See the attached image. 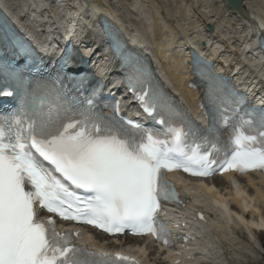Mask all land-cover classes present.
<instances>
[{"label":"snow or ice","instance_id":"obj_1","mask_svg":"<svg viewBox=\"0 0 264 264\" xmlns=\"http://www.w3.org/2000/svg\"><path fill=\"white\" fill-rule=\"evenodd\" d=\"M0 33L5 39L15 38L6 21ZM125 59L137 66L129 87L141 93L137 99L144 111L159 116L157 123L178 127L168 126L160 133L104 117L94 111L92 99L69 96L59 76L32 80L0 62V83L15 86L23 95L18 112L0 116V264H134L119 253L73 244V233L58 232L52 219H38L35 205L110 234L131 229L136 235L151 233L164 239L166 229L157 226L155 214L161 199L175 196L165 172L209 174L215 138L204 137L210 149L186 144L187 136L195 135V125L152 86L139 67V57ZM208 94L225 123L229 118L224 112L243 103L242 97L211 85ZM249 115L254 119L241 117L233 126L231 155L226 152L221 164L225 169L264 170V111L245 113Z\"/></svg>","mask_w":264,"mask_h":264},{"label":"bare ground","instance_id":"obj_2","mask_svg":"<svg viewBox=\"0 0 264 264\" xmlns=\"http://www.w3.org/2000/svg\"><path fill=\"white\" fill-rule=\"evenodd\" d=\"M192 1L193 5L198 2V0ZM17 2L18 0H0V3L9 5L14 11L17 9L15 6ZM170 2L176 4L173 11L168 10L167 5L159 6L154 0H132L128 5H125V0H117L114 6L105 0H51L53 13L48 19H45L41 13L47 5V2L43 0H22L21 8L24 9L23 16H29L33 20L32 23L37 26V30L43 33L44 38L55 40L60 31L74 30L75 36L81 38L84 47L88 49L86 52L93 51V54L99 51L97 46H99L101 33L96 25V16L107 13L113 17L117 16L118 19H114L118 20L123 28L135 37L140 36V44L155 47L153 52L156 53L158 62L162 64L164 76L172 82L178 92L183 93L188 66H180V62L176 61L177 55L172 56L169 50H163L162 47L166 43H173L176 36L188 34L191 28L196 30L197 25L193 21L195 13L191 10V4L186 3V0H171ZM201 4H203L202 1ZM199 8L205 11L204 5H200ZM162 10L165 11L164 14ZM174 14L181 19L190 20L191 25L171 24L169 17ZM240 17L247 18L248 22H244L242 26L239 24L236 26L241 36H237L240 40L236 41L240 43L236 47L240 54L237 58H242L240 63L244 65L243 71L245 75L250 76L253 82L258 77L263 79L262 68L258 64L261 52L255 46L257 43L255 36L264 30V20L258 12V7L255 6V1L248 12L243 11ZM223 33L225 36L227 32L223 30ZM228 39L233 40V37ZM212 51L218 53L219 49L214 47ZM252 53L256 55L253 62L248 59V54ZM234 60L230 55L224 59V62L231 63ZM220 179L224 180L228 186L220 189L213 180V185L202 184L194 193L196 204H208L207 208L214 216L208 218L206 226L202 229L204 230L201 243L204 250L202 256L207 259L217 256L222 264H228L229 258L232 262L240 263L246 258L248 260L249 256L247 257L245 252L253 251L255 245L259 244L254 232L264 230V180L249 176H246L242 182L230 176ZM220 179L216 178L217 181ZM232 181H234L233 188L230 185ZM231 204L238 208V213ZM247 208L250 210L249 220L246 219L245 214ZM236 227L245 229L252 243L240 239L236 234ZM118 240L113 241L118 242ZM145 250L146 248H143L144 254Z\"/></svg>","mask_w":264,"mask_h":264},{"label":"rangeland","instance_id":"obj_3","mask_svg":"<svg viewBox=\"0 0 264 264\" xmlns=\"http://www.w3.org/2000/svg\"><path fill=\"white\" fill-rule=\"evenodd\" d=\"M105 1H107V2H112L113 0H105ZM157 1V4H160V5H163V3L160 1V0H156ZM215 5H216V3H214ZM159 5V6H160ZM168 7H169V9L171 8L169 5H167ZM172 9V8H171ZM211 9V8H210ZM174 20H172V22L173 23H176L177 21H176V19L175 18H173ZM220 184H222V181L220 182ZM227 186H228V184H227ZM226 186V187H227ZM223 187V186H222ZM225 188V187H224ZM261 234L259 235L258 233V235H259V239H260V244L261 243H263L264 242V233H262V232H260ZM238 235H239V237L240 238H242V240H246V241H248V238H247V236L242 232V230H238ZM258 249H256L255 251H256V253H258L259 252V250H260V246H258L257 247ZM256 256V255H255ZM252 258V257H251ZM248 260H250V257H248ZM264 260V258H263V256H261L260 258H258V259H256L255 260V258H254V261H252L251 263H249V264H257V263H261V262H264L263 261Z\"/></svg>","mask_w":264,"mask_h":264},{"label":"water","instance_id":"obj_4","mask_svg":"<svg viewBox=\"0 0 264 264\" xmlns=\"http://www.w3.org/2000/svg\"><path fill=\"white\" fill-rule=\"evenodd\" d=\"M231 9H240L241 0H226Z\"/></svg>","mask_w":264,"mask_h":264}]
</instances>
